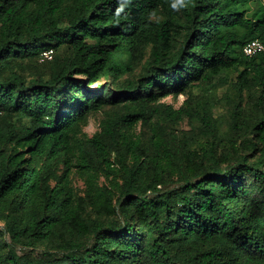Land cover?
Here are the masks:
<instances>
[{"label": "trees", "instance_id": "trees-1", "mask_svg": "<svg viewBox=\"0 0 264 264\" xmlns=\"http://www.w3.org/2000/svg\"><path fill=\"white\" fill-rule=\"evenodd\" d=\"M253 40L264 0H0V264H264ZM228 73L240 152L221 149L211 104L191 97ZM184 119L210 140L201 155Z\"/></svg>", "mask_w": 264, "mask_h": 264}, {"label": "rangeland", "instance_id": "rangeland-1", "mask_svg": "<svg viewBox=\"0 0 264 264\" xmlns=\"http://www.w3.org/2000/svg\"><path fill=\"white\" fill-rule=\"evenodd\" d=\"M261 8L260 3L249 2L247 5L248 13L251 14L254 11ZM47 60V59H46ZM137 73V72H136ZM235 74H221L213 81L207 85L203 89L193 88L191 90V97L194 99H199L203 101H207L211 104L213 108V118H214V126L217 131V139L221 142V149H227L230 145L229 142L232 140H238L235 150L240 152L243 149V144L241 143L242 139L235 138L232 131L229 128L228 122L229 117L228 113L230 111L231 102L234 99V92L232 90L231 84L234 81ZM102 82V81H101ZM248 95L245 96V99L248 100ZM185 97L183 95H178L176 98L167 97L163 101L167 104H171L174 108H178L182 105ZM249 102V100H248ZM104 112L97 113L93 115L89 121L87 126L83 129L84 133L91 137L96 131L99 130V124L102 118L104 117ZM177 131L186 135L189 138H192L195 142H192V150L198 155H201V148L207 147L209 141H207L203 134L200 122L196 119L188 120L184 119L182 123L177 126ZM258 155V154H257ZM224 166L226 163H221ZM60 169L57 170V174H59ZM103 182V181H102ZM54 180L49 181L48 186H52ZM73 185L76 188L79 195H83V186L81 181L77 178L73 179ZM17 255H28V256H41L42 250L39 249H23L22 247H17L16 249Z\"/></svg>", "mask_w": 264, "mask_h": 264}, {"label": "built area", "instance_id": "built-area-1", "mask_svg": "<svg viewBox=\"0 0 264 264\" xmlns=\"http://www.w3.org/2000/svg\"><path fill=\"white\" fill-rule=\"evenodd\" d=\"M263 51H264V45L258 40H253V41L247 43L243 47V53L246 56H254V55H256L260 52H263ZM42 59L50 60L51 59L50 52L44 53Z\"/></svg>", "mask_w": 264, "mask_h": 264}]
</instances>
